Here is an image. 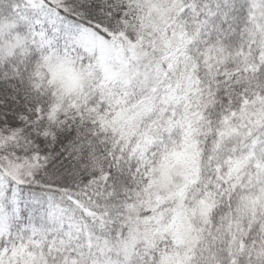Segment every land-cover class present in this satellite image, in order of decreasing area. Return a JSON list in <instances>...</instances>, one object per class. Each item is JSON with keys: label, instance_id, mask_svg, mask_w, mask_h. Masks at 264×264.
I'll use <instances>...</instances> for the list:
<instances>
[{"label": "snow or ice", "instance_id": "obj_1", "mask_svg": "<svg viewBox=\"0 0 264 264\" xmlns=\"http://www.w3.org/2000/svg\"><path fill=\"white\" fill-rule=\"evenodd\" d=\"M0 264H264V0H0Z\"/></svg>", "mask_w": 264, "mask_h": 264}]
</instances>
